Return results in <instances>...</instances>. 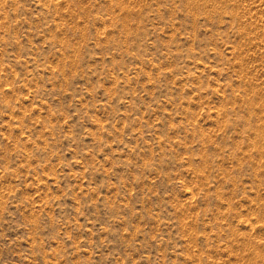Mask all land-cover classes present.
Segmentation results:
<instances>
[{
	"label": "rangeland",
	"instance_id": "374dc122",
	"mask_svg": "<svg viewBox=\"0 0 264 264\" xmlns=\"http://www.w3.org/2000/svg\"><path fill=\"white\" fill-rule=\"evenodd\" d=\"M0 264H264V0H0Z\"/></svg>",
	"mask_w": 264,
	"mask_h": 264
}]
</instances>
